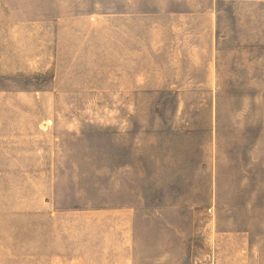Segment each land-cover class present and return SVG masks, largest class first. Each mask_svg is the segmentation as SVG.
Segmentation results:
<instances>
[{"label": "rangeland", "instance_id": "rangeland-1", "mask_svg": "<svg viewBox=\"0 0 264 264\" xmlns=\"http://www.w3.org/2000/svg\"><path fill=\"white\" fill-rule=\"evenodd\" d=\"M30 4L0 0V171L6 152L36 145L24 137L31 125L59 122L60 149L88 155L61 186L66 215L83 219L66 218L65 254H42L31 184L0 174V264L264 263V46L232 48L236 60L255 55L244 73L255 77L219 78L194 94L118 95L112 16L32 13ZM112 122H167V141H155L164 130L155 127L138 143L165 174L136 188L172 221L167 253L113 255Z\"/></svg>", "mask_w": 264, "mask_h": 264}, {"label": "crops", "instance_id": "crops-1", "mask_svg": "<svg viewBox=\"0 0 264 264\" xmlns=\"http://www.w3.org/2000/svg\"><path fill=\"white\" fill-rule=\"evenodd\" d=\"M30 5L38 9L32 13L112 16V84L118 95L151 93L152 87L155 93L170 87L173 93L194 94L201 92L194 89H216L219 78L255 77L244 74L254 68L255 55L236 60L232 48L264 46V0H31ZM57 123L31 125L35 133L24 137L36 145L6 152L10 163L1 164L0 171L31 184L32 213L47 244L42 254L51 255L65 254L64 245L74 238L65 229L66 218L83 219L66 215L71 206L62 202L61 186L64 176L87 167L88 156L60 149ZM155 127L164 128L155 131L161 137L155 141H167V122H112L113 255L148 253L144 249L153 247L159 249L154 253H167L162 249L172 221L162 213L163 205H155L159 209L153 212L152 202L136 194L137 185H151L153 174H165L147 166L151 150L138 147Z\"/></svg>", "mask_w": 264, "mask_h": 264}]
</instances>
